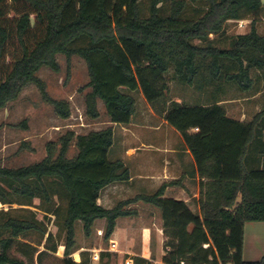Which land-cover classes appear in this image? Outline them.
I'll return each instance as SVG.
<instances>
[{"label":"trees","instance_id":"obj_1","mask_svg":"<svg viewBox=\"0 0 264 264\" xmlns=\"http://www.w3.org/2000/svg\"><path fill=\"white\" fill-rule=\"evenodd\" d=\"M140 1L0 0V110L33 84L56 116L68 119V103L52 99L37 73L42 68L59 72L58 55L67 63L79 57L88 73L83 87L88 89L83 98L87 118H99L97 102L101 101L110 123L128 125L135 114L134 94L140 93L179 133L198 176L206 180L199 186L200 213L192 212L183 201L165 198L167 185L151 195L120 201L111 209L98 205L106 187L130 179L121 161L108 158L112 127L85 135L69 131L46 145L40 162L0 168V203L10 204L12 194L27 201L41 196L48 204L52 199L45 182L57 183L66 197L61 264H88L70 257L76 249V223L88 238L95 221L105 220L102 240L109 242L117 219L137 215L128 208L137 202L160 211L162 264H264V257L256 262L242 259L245 223L264 222V169L249 170L244 164L254 140L264 149L258 133L264 110L248 123L239 122L228 118L216 101L207 105L169 101L166 81L172 70L176 82L193 86L204 64L210 83L222 78L249 92L254 86L252 70L264 71V35L256 30L264 1L148 0L146 18L141 16ZM167 1L169 12L164 15L161 4ZM197 3H204V10L197 9L196 18H183L188 5ZM245 14L253 17L249 32L234 37L229 49L209 42L210 36L223 32L226 22L242 20ZM72 144L77 153L68 158ZM58 208L44 212L57 214ZM34 218L7 217L0 222V264H26L10 256L13 248L25 259L35 256V247L19 242L28 232L45 234ZM51 237L48 234L47 241ZM46 249L53 252L55 247ZM111 256L101 253L100 260ZM133 261L148 264L141 258Z\"/></svg>","mask_w":264,"mask_h":264},{"label":"rangeland","instance_id":"obj_2","mask_svg":"<svg viewBox=\"0 0 264 264\" xmlns=\"http://www.w3.org/2000/svg\"><path fill=\"white\" fill-rule=\"evenodd\" d=\"M264 1V0H262ZM148 0L140 1V10L142 18L148 16ZM170 1L161 4L162 14L169 12ZM204 3L189 4L183 12L182 17L193 19L198 16L195 12L197 9L204 10ZM253 17L244 15V19L237 21H228L225 24L223 32L218 35L210 36L209 42L214 46L229 49L231 41L237 35H243L249 32L250 23ZM239 23H242L240 26ZM256 30L260 35H264V7L256 18ZM195 45H204L198 41H193ZM56 60L59 64V72H53L48 68H42L37 77L45 83L47 94L54 100L68 103L70 108V117L66 120L56 116L53 107L45 102L37 87L33 84L27 86L20 96L13 102L9 103L5 109L0 110V168L17 169L24 166L40 162L46 156V145L55 143L65 133L71 131L75 135H85L89 132H96L112 127L117 135L119 126H111L109 119L105 114L104 108L99 110V118L91 120L85 115L84 95L88 89L83 87L88 82V73L83 60L73 56L70 62L58 55ZM251 77L254 86L249 92H241L234 84L227 83L224 79L210 83L205 71V65L201 64V69L193 86H188L176 82L172 78V70L166 75L168 86L167 99L178 102L182 105L210 104L217 98L225 99L223 105L229 115H246L244 119H251L264 110V71L252 70ZM260 92L259 95H255ZM136 101L135 114L133 121L136 122L135 128H139V123L149 125L150 119L140 117L142 104L139 101V93L134 94ZM156 114V113H155ZM161 123L163 116L157 115ZM81 117L83 127L80 126ZM262 126L258 129L261 134L259 138L264 140V120ZM260 124V125H261ZM262 129V131H261ZM114 150L118 147L117 136ZM257 141V140H255ZM255 143V142H254ZM77 153L72 144L68 150L67 157L73 158ZM110 156V155H109ZM112 160V154L109 157ZM49 186L51 202L46 204L41 196H37L31 201L21 199L15 195L9 194L8 202L10 204L0 203V222L7 217L33 218L37 221L39 227L44 229L45 234L32 231L19 239L20 243H27L37 249V253L32 259H25L23 255L13 248L9 254L16 259L25 260L26 264H61L64 251V235L62 230V219L66 206V197L61 187L55 183L46 181ZM139 194L130 190L125 195V200L132 199ZM138 203V202H137ZM116 205V204H115ZM132 204L129 209H132ZM58 208V213L44 212ZM99 226L93 229L90 237H85L82 231V225H75V244L76 249L70 255L77 262H87L88 264H124L123 256L112 255L111 258L100 260V254L105 253L102 250L107 249L109 242H103V232L99 234ZM48 234L52 237L47 241ZM7 235V234H6ZM151 240V247L133 248L137 253H145L153 259H159L161 251L165 254L163 245L160 247L154 242V236L148 234ZM164 238V237H163ZM164 243V242H163ZM54 246L55 250L48 251L46 248ZM112 249H116L113 244ZM43 252L42 254H39ZM39 254V256H38ZM162 263V261H161Z\"/></svg>","mask_w":264,"mask_h":264},{"label":"crops","instance_id":"obj_3","mask_svg":"<svg viewBox=\"0 0 264 264\" xmlns=\"http://www.w3.org/2000/svg\"><path fill=\"white\" fill-rule=\"evenodd\" d=\"M136 94V93H135ZM257 92L255 95H259ZM139 101L142 104V112L139 115L150 119L149 125L138 124L133 121L128 125L119 126L117 135L113 130V145L108 152V158L112 154V160L121 161L129 170L130 179L125 183H115L106 187L97 201L98 205L105 209H111L120 201H124L126 193L132 190L135 194L151 195L162 185H167L164 197L183 201L194 213H200V183L206 180L200 178L196 172L193 158L184 146L178 132L170 127L164 117L161 123H157L159 117L150 105L139 93ZM218 105L223 106L225 99L217 98ZM207 105V104H201ZM103 108L101 101L97 102L98 111ZM230 119L248 123L251 119H244L246 115H229ZM118 147L113 149L116 144ZM255 142V143H254ZM110 155V156H109ZM245 167L249 170L264 169V149L259 141H253L247 151ZM137 215L134 217H123L116 220L114 232L109 240L105 253L117 256L125 255L126 259L141 258L148 264H162L164 256L161 251L164 242L162 234V220L160 211L150 205L138 202L132 206ZM99 226V234L105 228V220L95 221L93 229ZM153 235L160 251L159 259H153L145 253H137L133 248L151 247L148 234ZM113 244L116 249H112ZM264 257V222L245 223L243 230L242 259L247 262H256ZM134 262V261H133Z\"/></svg>","mask_w":264,"mask_h":264},{"label":"built area","instance_id":"obj_4","mask_svg":"<svg viewBox=\"0 0 264 264\" xmlns=\"http://www.w3.org/2000/svg\"><path fill=\"white\" fill-rule=\"evenodd\" d=\"M240 24V26L242 25V23H239ZM79 120H80V126L81 127H83L84 125H83V122H82V119H81V117L79 118ZM124 264H134V262H133V260L132 259H126V260H124Z\"/></svg>","mask_w":264,"mask_h":264}]
</instances>
